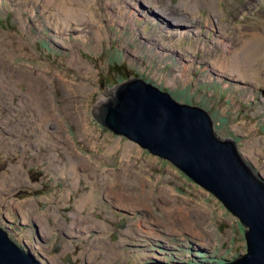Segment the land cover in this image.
Here are the masks:
<instances>
[{"label": "rangeland", "instance_id": "1", "mask_svg": "<svg viewBox=\"0 0 264 264\" xmlns=\"http://www.w3.org/2000/svg\"><path fill=\"white\" fill-rule=\"evenodd\" d=\"M167 1L161 0L159 5L172 9L179 0ZM98 2L104 16L102 35L107 38L94 44L93 38L86 42L73 33L59 35L47 21L42 2L0 0V225L19 246L33 253L39 264H144L153 257L171 261L176 255L184 260L194 256L230 260L245 253L247 226L221 199L169 159L104 126L94 117L93 108L116 84L143 78L176 100L205 109L215 131L234 139L249 166L264 180V70L244 80L216 75L203 64L206 46L188 40L176 46L192 54L185 56L191 64L183 66L185 61L176 51L150 48L137 35L133 22L126 27L111 22L102 7L104 0ZM174 10L185 15L183 7ZM207 13L211 10L203 8L191 25L211 20ZM219 19L224 54L230 31L238 42L243 35L259 34L264 50V0H236L230 23L221 16ZM140 25L144 26V21ZM193 32L194 26L187 37ZM212 34L214 31L209 36ZM59 39L66 45L56 42ZM74 56L86 63L85 68L77 70L70 61ZM46 66L49 71L44 70ZM56 71L67 74L69 84L88 85L77 96L88 132L62 116L66 91L59 85ZM37 96L40 104L45 102L47 109L58 114L49 131L56 132L59 123L63 126L62 139L55 135V144L38 140L42 128L25 121L27 115H33ZM67 142L94 166L80 170V175L62 172L68 157L64 147L56 145ZM15 168L21 172L14 176ZM117 188L128 195L141 194L144 205L118 204ZM83 192H92V201L80 209L76 203ZM26 202L32 207L23 210L21 203ZM52 209L58 211V219L53 220V215L45 219ZM82 215H92L99 226L103 220L106 226L78 220ZM56 245H60L58 251Z\"/></svg>", "mask_w": 264, "mask_h": 264}, {"label": "water", "instance_id": "2", "mask_svg": "<svg viewBox=\"0 0 264 264\" xmlns=\"http://www.w3.org/2000/svg\"><path fill=\"white\" fill-rule=\"evenodd\" d=\"M94 117L116 134L169 159L195 182L214 193L247 226V250L222 263L166 261L144 264H264V180L256 175L237 142L214 129L203 108L176 100L141 78L125 81L93 108ZM60 245L55 246L58 251ZM0 264H39L30 251L0 226Z\"/></svg>", "mask_w": 264, "mask_h": 264}, {"label": "bare ground", "instance_id": "3", "mask_svg": "<svg viewBox=\"0 0 264 264\" xmlns=\"http://www.w3.org/2000/svg\"><path fill=\"white\" fill-rule=\"evenodd\" d=\"M28 1L43 3V9L47 13V21L59 35L69 36V34L73 33L77 38L84 39L86 42H89V40L93 38L94 44L97 39L105 41L107 38V34L105 37L102 35L103 32L101 29L103 28V22H101V19L104 18V16L99 13L98 8L100 5L98 0ZM147 1L153 5L140 0H104L102 7H106V14L109 16L111 22L118 21L123 27H126L127 24L133 22V25L137 28V35H139L145 43H149L150 48H156L157 50L162 51L166 50L165 52L176 51L182 56V60L185 61L183 66L189 65L185 64L187 62L191 64L190 59H186L185 56L187 53L188 56H191L192 54L189 51L186 52L182 49H178L176 46L179 42L188 40L190 43L198 44L199 47L206 46V54L203 55L207 56L208 61L202 57L198 58H202V60L205 61L203 64H206L211 68L210 71L216 75L230 74L244 80L247 77L251 78L253 74H258L264 70V50L260 45V39H257L260 38L257 33V35L250 34L246 37L243 35V40L238 42L236 41L235 35L230 31V38L228 37L229 44L226 47L227 54H224L225 52L221 51V48L224 47L225 44L222 40V34L218 31V27L223 31L222 23L219 18L221 16L223 19H227L230 23L229 18L234 15L236 9V0H179L175 6H171L172 9L161 7L159 5V1L161 0ZM172 1L173 0H168L167 2L171 3ZM175 7H183L185 9V15L178 14V12L174 10ZM203 8L211 10V13H207V15L212 19L207 22L197 21L196 24L191 25L194 18L200 16ZM142 21H144V26L140 25V22ZM149 25H154L151 27V31H147V28H150L148 27ZM192 26H194L196 32H193L192 36L187 37V31H189ZM204 30H206V33H204ZM213 31L214 34H212V37L209 36ZM228 31L229 30L227 29V32ZM212 39L217 41L212 42ZM56 42L66 45L62 39L56 40ZM234 43L236 46H234ZM68 47H70V45ZM198 51H193V54H202ZM132 56L135 57V54H132ZM70 61L76 64L77 70L85 68L86 63L79 60L77 56H74ZM35 70L39 71V69ZM44 70L49 71L48 66H46ZM55 73H58L56 76L59 78V85L66 91V93L63 91L65 99H63L64 102L61 107V110L63 111L62 116L69 118L71 122L76 123L78 126L82 127L84 131L88 132V124L83 115L82 104L80 100L77 99L78 94L83 90H87L88 85L85 82L69 84L70 79L67 74L59 71H56ZM33 86L34 85H31L30 90L31 92L33 91V95H35V89H32ZM107 95L108 94H102L100 96L97 106L107 103ZM27 99L28 101H31L28 97ZM40 99L39 96L35 98L33 115H27L25 121H30L33 128H42L43 132L38 140L49 141L50 143L52 142V144H55L56 141L53 140L55 135L58 136L60 141L62 139L59 133L63 131V126L59 123L56 132L53 133L49 131L50 122L53 119L58 118V114L47 109V104L45 102L40 104ZM56 146H63L68 157V163L65 168L62 169V172L66 171L73 175H80L82 174L80 170L86 169L89 165L94 166L91 161L80 156L77 152H74L68 142L67 145ZM54 158V154L51 153L50 161L53 162ZM54 165H57V163ZM82 171L84 172V170ZM20 172L21 170L19 168H15L13 175L15 176ZM119 174L125 179V174L123 172H120ZM13 175L11 178H13ZM10 180L7 179V182H10ZM116 183L118 184L119 181H116ZM144 185L145 183L142 184V186ZM116 192L119 196V199H116L118 204L128 207H138L145 203V199L139 193L128 195L125 194L122 188H117ZM91 201L92 192H83L78 198L76 204L78 208L82 209ZM28 207H32V204L28 202L24 204L21 203V208L23 210H27ZM49 217L53 220H57L58 211L56 209L50 210L49 214L45 215V219H48ZM80 219L88 224L93 220L94 224L98 227L106 226V222L103 220H99V226L97 220H95L92 215H82L78 220ZM74 222L75 221H73V223ZM84 228L88 229L90 226H85ZM100 240L101 238L93 239L92 244L95 245ZM112 252L115 256L116 253L114 251Z\"/></svg>", "mask_w": 264, "mask_h": 264}, {"label": "clouds", "instance_id": "4", "mask_svg": "<svg viewBox=\"0 0 264 264\" xmlns=\"http://www.w3.org/2000/svg\"><path fill=\"white\" fill-rule=\"evenodd\" d=\"M133 79V78H132ZM141 79H143V78H141ZM144 80V79H143ZM125 81H128V80H125ZM125 81H123V82H125ZM146 81V80H145ZM122 82V83H123ZM146 82H148V81H146ZM148 83H150V82H148ZM119 84H121V83H118V84H116V86L117 85H119ZM160 88V87H159ZM163 90V89H162ZM166 91V90H165ZM170 93V92H169ZM172 95V94H171ZM173 96V95H172ZM180 102V101H179ZM182 103V102H181ZM188 104V103H187ZM191 105H195V104H191ZM197 106V105H196ZM200 107V106H199ZM202 108V107H201ZM238 148V147H237ZM239 151V150H238ZM254 172V171H253ZM255 173V172H254ZM257 175V174H256ZM259 176V175H258ZM260 177V176H259ZM261 178V177H260ZM1 226V225H0ZM3 228V227H2ZM4 229V228H3ZM7 232V231H6ZM8 233V232H7ZM9 235V234H8ZM10 237V236H9ZM13 240V239H12ZM14 241V240H13ZM23 248V247H22ZM247 250V249H246ZM200 257V256H199ZM199 257H196V256H194V259L193 260H188V259H186V261H188L189 263H193V262H196L197 260H200V258ZM237 257V256H236ZM154 258H157V257H153V259ZM235 257H233V258H231L230 260H232V259H234ZM158 259H160V258H158ZM160 260H164V259H160ZM177 260H180V261H185L183 258H181V257H179V256H175V259L174 260H171V261H177ZM222 260H224L223 262H227V261H229L228 259H222ZM166 261H170V260H166Z\"/></svg>", "mask_w": 264, "mask_h": 264}, {"label": "trees", "instance_id": "5", "mask_svg": "<svg viewBox=\"0 0 264 264\" xmlns=\"http://www.w3.org/2000/svg\"><path fill=\"white\" fill-rule=\"evenodd\" d=\"M200 260H197L196 262L200 261V262H204V263H222L224 260H218L216 259V257L212 256L211 258H205L203 259L202 257H199Z\"/></svg>", "mask_w": 264, "mask_h": 264}]
</instances>
